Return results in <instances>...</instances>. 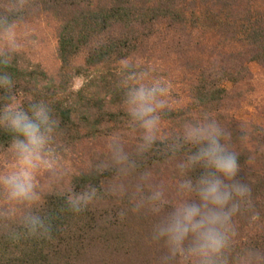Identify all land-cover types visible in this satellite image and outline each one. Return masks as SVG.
I'll use <instances>...</instances> for the list:
<instances>
[{"label": "trees", "instance_id": "trees-1", "mask_svg": "<svg viewBox=\"0 0 264 264\" xmlns=\"http://www.w3.org/2000/svg\"><path fill=\"white\" fill-rule=\"evenodd\" d=\"M258 1L0 0V34L41 17L58 23L61 64L55 79L39 65L25 66L0 54V155L24 139L4 113L23 111L32 117L34 106L43 107L49 118L41 129L45 143L40 150L59 157L87 142L146 135L129 102L130 93L140 88L157 89L156 124L172 128L169 136L131 143L123 158L92 165L69 191L47 196L23 216L0 214V264H203L205 259L264 264V130L252 127L248 134L222 121L229 86L244 83L250 65L264 64V5ZM158 54L174 55L181 63L178 85L187 105L171 106L176 94L166 98L160 91L157 71L150 68ZM78 80L82 86L76 89ZM208 126L236 157L231 179L203 161L189 164L208 142L188 141L186 132ZM172 163L181 164L176 179L186 204L203 203L194 190L202 176H215L228 186L231 200L223 211H236L220 228L225 244L219 253L192 251V233L178 247L159 235L176 209L144 181L155 168ZM186 181L193 190L183 187ZM235 187H243L244 194ZM85 192L89 202L70 203V197Z\"/></svg>", "mask_w": 264, "mask_h": 264}, {"label": "rangeland", "instance_id": "rangeland-1", "mask_svg": "<svg viewBox=\"0 0 264 264\" xmlns=\"http://www.w3.org/2000/svg\"><path fill=\"white\" fill-rule=\"evenodd\" d=\"M264 5V0L258 1ZM58 23L49 17L36 18L13 27L6 33L0 34V54H8L11 59L19 60L23 65H39L52 78H57L61 64L58 57ZM210 47L214 46L213 41ZM157 58L159 60H157ZM156 65L150 68L157 71L164 96L176 94L170 99L171 106H185L189 103L183 86L178 85V58L174 55H157ZM82 64V60L77 62ZM250 76L242 84L231 87L230 99L222 113L223 124L230 127L237 125L248 134L251 128L264 130V64L249 66ZM82 81H76L75 88L79 89ZM230 125V126H229ZM171 126L156 124L152 135L154 138L169 136ZM145 135L134 136L130 141L100 140L87 142L69 153L67 157H59L49 151L38 150L31 162L19 156L15 147L0 155V214L23 216L43 200L54 193H64L70 190L73 180L88 171L92 165L108 158L120 156ZM127 145V146H125ZM129 146V147H128ZM181 164L172 163L155 168L144 185L170 207L177 209L186 204L185 196L177 178ZM27 172L31 179L32 189L30 198H14L11 190L3 183V178L20 175ZM142 184V183H141ZM140 184V185H141Z\"/></svg>", "mask_w": 264, "mask_h": 264}, {"label": "clouds", "instance_id": "clouds-1", "mask_svg": "<svg viewBox=\"0 0 264 264\" xmlns=\"http://www.w3.org/2000/svg\"><path fill=\"white\" fill-rule=\"evenodd\" d=\"M157 89L146 90L140 88L130 93V104L133 105L131 115L142 121V127L146 130L145 140L151 142L154 138L153 129L156 126L158 117L154 116L155 107L153 100ZM163 91V89H160ZM33 115L29 117L23 111L4 113L3 119L9 122L11 129L23 136V140H15L13 146L19 156L27 164H31L36 152L43 147L45 135L42 126L47 125L48 116L43 107H33ZM50 131V129H48ZM185 139L193 143L208 142L207 147H202L195 155L189 158V164L203 161L205 167L213 168L216 173L227 179H231L237 172L236 157L232 153L226 152L218 142L217 132L214 127L208 126L205 129L190 128L185 135ZM3 183L11 190L14 198H30L32 189L31 179L27 172L20 175L3 178ZM183 187L193 190L191 181H186ZM199 195L201 205L185 204L177 208L170 216L169 222L159 229L160 236H168L169 243L173 246H180L189 233L194 234L195 241L192 251L205 256L219 253L224 247L225 238L220 228L227 224L230 216L236 211L233 207L228 212L223 209L229 204L231 194L228 186L215 176L205 175L199 178L194 189ZM93 190V194H94ZM238 195H243V187H235ZM159 194H157L158 196ZM91 196L85 192L74 198L70 197V203L74 206L80 201L89 202ZM212 205L219 211L209 209ZM77 210H79L77 208ZM203 264H212L208 259Z\"/></svg>", "mask_w": 264, "mask_h": 264}]
</instances>
